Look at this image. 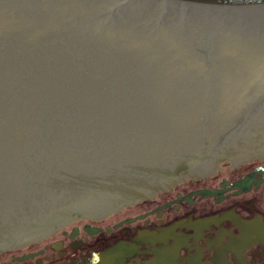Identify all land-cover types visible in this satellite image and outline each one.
I'll list each match as a JSON object with an SVG mask.
<instances>
[{
	"label": "water",
	"instance_id": "water-1",
	"mask_svg": "<svg viewBox=\"0 0 264 264\" xmlns=\"http://www.w3.org/2000/svg\"><path fill=\"white\" fill-rule=\"evenodd\" d=\"M261 159L264 0H0V246Z\"/></svg>",
	"mask_w": 264,
	"mask_h": 264
},
{
	"label": "flooded vegetation",
	"instance_id": "flooded-vegetation-1",
	"mask_svg": "<svg viewBox=\"0 0 264 264\" xmlns=\"http://www.w3.org/2000/svg\"><path fill=\"white\" fill-rule=\"evenodd\" d=\"M183 180L24 244L4 242L0 264H264V161Z\"/></svg>",
	"mask_w": 264,
	"mask_h": 264
},
{
	"label": "rangeland",
	"instance_id": "rangeland-1",
	"mask_svg": "<svg viewBox=\"0 0 264 264\" xmlns=\"http://www.w3.org/2000/svg\"><path fill=\"white\" fill-rule=\"evenodd\" d=\"M262 161H264V159H261V160H258V161H254V163H258V162H262ZM252 163V162H251ZM249 164V163H248ZM245 165H247V164H245ZM243 166V165H242ZM238 168V167H237ZM237 168H234V169H231V170H235V169H237ZM231 170H229V171H231ZM221 174V173H220ZM220 174H217V175H220ZM214 176H216V175H214ZM211 177H213V176H211ZM211 177H208V178H206V179H203V180H200V181H198V183H201V182H204V181H207L208 179H210ZM129 207V206H128ZM115 211V210H114ZM97 217V216H96ZM96 217H93V218H96ZM93 218H90V219H93ZM88 220V219H87Z\"/></svg>",
	"mask_w": 264,
	"mask_h": 264
}]
</instances>
